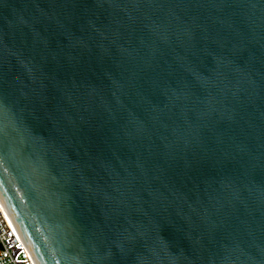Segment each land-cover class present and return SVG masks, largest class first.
<instances>
[{
	"label": "water",
	"instance_id": "1",
	"mask_svg": "<svg viewBox=\"0 0 264 264\" xmlns=\"http://www.w3.org/2000/svg\"><path fill=\"white\" fill-rule=\"evenodd\" d=\"M0 201L35 264H264V0H0Z\"/></svg>",
	"mask_w": 264,
	"mask_h": 264
},
{
	"label": "built area",
	"instance_id": "2",
	"mask_svg": "<svg viewBox=\"0 0 264 264\" xmlns=\"http://www.w3.org/2000/svg\"><path fill=\"white\" fill-rule=\"evenodd\" d=\"M0 264H35L0 201Z\"/></svg>",
	"mask_w": 264,
	"mask_h": 264
}]
</instances>
